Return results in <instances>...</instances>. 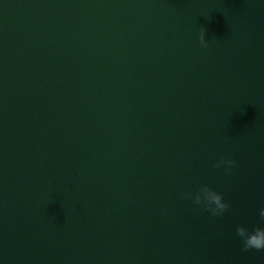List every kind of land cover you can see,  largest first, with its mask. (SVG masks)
<instances>
[{
	"label": "water",
	"instance_id": "1",
	"mask_svg": "<svg viewBox=\"0 0 264 264\" xmlns=\"http://www.w3.org/2000/svg\"><path fill=\"white\" fill-rule=\"evenodd\" d=\"M262 206L264 0H0V264H264Z\"/></svg>",
	"mask_w": 264,
	"mask_h": 264
},
{
	"label": "clouds",
	"instance_id": "2",
	"mask_svg": "<svg viewBox=\"0 0 264 264\" xmlns=\"http://www.w3.org/2000/svg\"><path fill=\"white\" fill-rule=\"evenodd\" d=\"M204 31L201 29L198 39L202 46H207ZM214 166L222 167L225 172H229L234 166V161L230 157H221ZM181 197L190 200L195 206L202 207L213 217L222 216L229 208V204L223 199L222 194L207 184L199 185L194 191L183 192ZM258 217L261 224H264V206L258 209ZM235 233L241 240L242 250L264 249V226H254L249 230L244 225L238 224L235 227Z\"/></svg>",
	"mask_w": 264,
	"mask_h": 264
}]
</instances>
